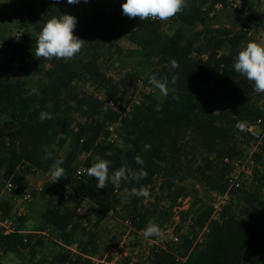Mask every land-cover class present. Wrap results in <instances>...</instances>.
<instances>
[{
    "label": "trees",
    "instance_id": "trees-1",
    "mask_svg": "<svg viewBox=\"0 0 264 264\" xmlns=\"http://www.w3.org/2000/svg\"><path fill=\"white\" fill-rule=\"evenodd\" d=\"M33 1L26 23L30 33L26 38L32 48L44 23L63 13L77 18L74 34L86 41L82 52L70 61L45 60L49 67L43 70L41 81L10 73L9 65L18 57L12 46L11 58L0 60V179L31 190L27 179L30 174H46L54 159L64 161L65 176L58 181L60 187L47 184L39 192L47 201L41 215L43 224L57 230L68 246L82 233L87 237L86 243H80L82 255L91 256L99 251V237L94 230L111 212L122 215L138 231L149 221L163 228L178 200L192 194L184 185L186 181L220 193L228 190L230 167L223 157H242L238 144L245 142L239 140L237 123L264 118L259 101L253 99L257 94L254 83L233 67L249 32L233 33L229 28L209 24L217 7H230V0H187V7L167 22L194 29L190 35L181 28L166 33V22L128 18L121 9L125 0H80L67 5L53 0ZM253 9L251 1L246 24L255 20ZM122 38L135 48L122 49L118 45ZM106 48L115 49L119 65L127 72L121 83H115L101 67ZM172 60L178 62L177 68H172ZM150 75L169 78V92L161 100L159 90L149 84ZM173 75L177 76L175 84L171 83ZM136 77L150 91L127 116L110 108L106 101L82 92L79 86L85 82L104 90L110 98L122 99L118 95L121 85L126 89L129 80ZM231 86L236 87L233 99L220 111L211 110L209 106ZM49 102L53 107L46 109ZM37 104L39 108H34ZM42 110L53 113L54 118L41 122ZM115 123L120 124L121 144L106 140L108 125ZM245 138L246 142L251 140ZM145 144L151 146L150 150H144ZM65 146L69 148L65 156L54 151V147ZM46 152L52 157L45 158ZM84 154L86 168L99 157L111 161L110 174L126 164L133 170L143 167L147 178L122 181L118 186L109 182L106 188L98 189L95 177H76ZM137 156L143 159L142 166L135 162ZM254 159L262 170H254L252 189H233L219 221L211 220V208L195 204L182 219L186 222L191 218L193 225L180 233L179 242L166 248L154 247L149 264H264V142ZM156 177L162 183L152 204L145 206L149 198L129 195L132 188L143 185L151 196L155 190L150 187ZM60 192L75 205L57 201L55 196ZM31 193L37 195L33 189ZM85 199L95 207L94 230L82 226V218L76 213ZM13 210V204L2 203L0 219L13 217ZM25 222V217L17 218L21 232H0V264L8 256L17 257L20 264H91L80 254L72 257L69 250L57 253L51 261L38 257L37 248L43 240L33 243L34 236L22 229ZM207 224L209 231L204 240L196 243ZM123 264H130V260Z\"/></svg>",
    "mask_w": 264,
    "mask_h": 264
},
{
    "label": "rangeland",
    "instance_id": "rangeland-1",
    "mask_svg": "<svg viewBox=\"0 0 264 264\" xmlns=\"http://www.w3.org/2000/svg\"><path fill=\"white\" fill-rule=\"evenodd\" d=\"M251 1L253 2V10L256 17L253 22L246 24L245 16L249 12V4ZM33 3V0H0V60L4 61L11 58L9 46H12V48L18 52V57L15 63H10V73L18 77L41 81L43 79V70L47 69L49 64L45 60L37 59L34 56L35 49L27 42L26 38L30 34L29 29L26 27L27 12ZM59 3L61 5L68 4L67 0H61ZM209 24L211 26L229 28L233 33L246 30L249 33L248 37L243 42L255 41L264 44V0H242V3L236 8L219 7L216 9L215 16ZM179 28L183 29L186 35H190L195 31L194 29L176 23L166 22L164 25V30L168 34H173ZM20 34L22 36H20ZM118 45L124 50L135 48L126 38L120 39ZM104 54L105 56H103L101 60L103 71L106 72L108 77L112 78L115 83H121L127 72L119 65L115 49L106 48ZM141 80L142 79L139 77L129 80L126 89L121 85L120 93L118 94L119 97H121L123 101H127L130 96L138 95L142 97L144 93L147 94L150 90L143 87V82ZM79 84L82 92L93 95L100 101L104 102L105 98H110L108 93L104 90L97 89L88 83L85 84V82ZM235 89V86L229 87L216 103L210 105L209 108L213 111H220L233 99ZM123 91H125V94L122 95L121 92ZM157 96L160 100L164 97L161 93H158ZM253 99L254 101L258 100L259 105L264 110V93H257L254 95ZM239 140L245 141L242 144H238L242 152L241 156L244 157L247 151L254 145V142L252 140L246 142L248 140L245 137H240ZM68 149V146H65L63 149L54 147V151L61 156H65ZM198 155L200 156V154ZM86 158V155L82 156L81 161L86 160ZM27 179L29 180L31 188L37 191V195L35 197L32 196L31 201L24 202L20 199V193H18V204L16 208L18 212H21L22 216L26 218L24 225H21L24 233L34 236L33 243L39 239L43 240V245L37 248L38 257L51 261L57 253L64 252L65 250H69L72 257L79 254L82 255L80 243H86L87 237H84L81 233L78 235L76 242L68 246L61 241L60 234L57 230L42 222L41 215L47 208V201L41 198L39 192H41L47 184H52L51 171H49L48 176L43 173L34 172L30 174ZM2 181L4 180L0 179V182ZM161 183L160 177L154 178L150 188L155 191L151 194L148 201L144 202L145 206L154 202V194H159ZM184 185L188 190L192 191V194L188 196L197 194V183L188 180ZM252 186L253 180L248 182L246 186L247 190H251ZM20 189L25 190L21 187ZM32 189L26 190L32 191ZM65 198L67 199L68 197L65 196ZM55 199L66 206L75 205L74 202L67 201L64 197H61V192L59 195L55 196ZM80 205L83 207V212L77 216L82 218V226L94 230L95 228L93 225L97 220L94 214V205L88 199L83 200ZM162 206H167V203H163ZM117 210H119V208ZM172 226L173 221L169 216L165 226L161 228L164 233L163 236L155 237L153 240H157L160 243L163 242L162 244H171L174 233L180 234L188 231L184 222L178 224L174 231H172ZM178 228H180V232H177ZM94 231L97 232L99 237V251L97 254L91 256L82 255L84 258L90 259L92 261L91 264H105L106 262L113 261H115V264H123L127 259L132 261L131 264H149V253L153 248L150 242L152 238L147 240L144 239L142 232L134 229L129 221L123 219L122 215L111 212ZM3 264H20V260L15 256H8Z\"/></svg>",
    "mask_w": 264,
    "mask_h": 264
},
{
    "label": "clouds",
    "instance_id": "clouds-1",
    "mask_svg": "<svg viewBox=\"0 0 264 264\" xmlns=\"http://www.w3.org/2000/svg\"><path fill=\"white\" fill-rule=\"evenodd\" d=\"M61 0H53V3H59ZM80 0H67L68 4H77ZM87 3L88 0H83ZM187 7V0H125L121 4L122 13L130 19H139L140 21L152 20L167 22L181 13ZM77 26V18L73 15L63 13L59 17L53 16L48 19L42 30L39 32L36 43L34 56L40 60H65L70 61L79 55L85 45V40L74 34ZM172 68H177L178 62L171 61ZM234 70L244 76L247 80L254 83V91L264 93V44L255 41L241 42L238 54L233 61ZM177 76L171 77V83L175 84ZM149 84L154 86L162 95L169 92V78L167 76L158 78L156 75H150ZM51 102L45 105L46 109H51ZM39 108V105H34ZM106 110V109H105ZM53 113L41 111L39 119H53ZM144 150H150L151 146L145 144ZM52 153L46 152L45 158H51ZM135 162L143 165L144 161L140 156L135 157ZM63 158H56L51 164L52 182H57L65 176V169L62 167ZM111 161L97 157L96 161L87 168V175L95 177L97 180L96 187L104 189L110 182L118 186L122 181L140 180L147 178V172L141 167L139 170H133L126 164L114 170L110 174ZM130 196L150 198V191L146 186L141 185L139 188H132ZM161 227L149 221L142 230L144 239L163 236Z\"/></svg>",
    "mask_w": 264,
    "mask_h": 264
},
{
    "label": "built area",
    "instance_id": "built-area-1",
    "mask_svg": "<svg viewBox=\"0 0 264 264\" xmlns=\"http://www.w3.org/2000/svg\"><path fill=\"white\" fill-rule=\"evenodd\" d=\"M242 3V0H230V7H238ZM221 6H218L219 8ZM20 36H22L20 34ZM140 82V80H139ZM109 107L113 110L119 112L123 116L131 114V112L139 105H141L143 98L138 95L130 96L127 101L115 98H105ZM107 135V142L112 144H121L122 139L120 136V124H109ZM236 131L242 137H249L254 145L247 151L244 157H229L224 156L223 162L230 167V172L228 173L226 180L229 183L228 190L225 193H220L204 187L201 184H197V194L193 196H187L185 198H180L177 205L174 207L170 214V219L173 221L172 231L175 227L182 222L183 216L187 214L191 208L196 204L197 207L206 206L212 209L211 220L219 221L221 213L224 208L228 205L231 199V191L233 189H247L246 186L248 182H251L254 177V170H262L261 165H258L254 159L255 153L260 152V146L264 142V118H258L255 121H239L236 125ZM84 154L83 156H85ZM87 156V155H86ZM85 161V160H84ZM81 161L80 166L76 171V177L82 178L87 175V168L83 165ZM49 172L44 174L48 176ZM50 186L59 188L60 185L57 182H52ZM20 193V199L24 202L32 200V193L30 190H21L18 185H16L12 180H4L0 185V207L4 202H9L14 205L13 217L0 219V232L4 235H10L13 233L21 232L17 228V218L21 217V212H18L16 205L18 204V196ZM83 212L82 205L78 206L76 213L77 215ZM186 227L193 225V220L190 218L186 222ZM209 231L208 224L200 232L196 239L197 242H202ZM142 232V230H140ZM180 234L174 233L172 236V243L179 242ZM153 248L162 247L166 248L169 244H162L163 242H158L157 240L150 239ZM152 248V249H153ZM151 252V251H150ZM150 255V253H149ZM118 259V258H116ZM132 261H130V264ZM105 264H115L113 262H106Z\"/></svg>",
    "mask_w": 264,
    "mask_h": 264
},
{
    "label": "crops",
    "instance_id": "crops-1",
    "mask_svg": "<svg viewBox=\"0 0 264 264\" xmlns=\"http://www.w3.org/2000/svg\"><path fill=\"white\" fill-rule=\"evenodd\" d=\"M7 258H8V257H6L5 259H7ZM5 259H4V260H5ZM3 263H4V261L2 262V264H3Z\"/></svg>",
    "mask_w": 264,
    "mask_h": 264
}]
</instances>
